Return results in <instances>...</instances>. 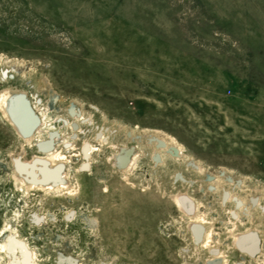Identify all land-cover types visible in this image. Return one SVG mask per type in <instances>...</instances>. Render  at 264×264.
<instances>
[{
    "label": "rangeland",
    "instance_id": "rangeland-1",
    "mask_svg": "<svg viewBox=\"0 0 264 264\" xmlns=\"http://www.w3.org/2000/svg\"><path fill=\"white\" fill-rule=\"evenodd\" d=\"M3 88L60 128L70 188L16 186L11 155H45L46 127L23 141L0 111V264L10 234L35 264H264V0H0ZM122 146L130 166L114 163ZM250 230L246 251L235 235Z\"/></svg>",
    "mask_w": 264,
    "mask_h": 264
},
{
    "label": "bare ground",
    "instance_id": "bare-ground-1",
    "mask_svg": "<svg viewBox=\"0 0 264 264\" xmlns=\"http://www.w3.org/2000/svg\"><path fill=\"white\" fill-rule=\"evenodd\" d=\"M28 105L30 106L32 110L36 112L38 116V123L36 124V126L34 127L32 131L27 133L26 131L29 129V126L31 124V116L29 115L28 108H27ZM0 111L2 115L6 119H8V121H10L11 125L15 127L14 128L15 132L19 134V136H21L23 141H29L35 134L39 133L42 130L43 125L46 127L45 129L46 136L38 139L39 140L38 143L35 142L38 145L39 152L41 151V153H44V154L47 152L45 155H34L33 156L34 159L31 161L30 160L29 161L19 160L20 155H22L21 154L22 151L18 152L15 155L13 154L11 155V158L13 161L12 162L13 163L12 164V175L14 177L16 186L22 192H27V190L30 189L31 187H36V188H41V189H51L55 187L70 188L69 187L70 185L67 181V166L64 163V159H63L64 154L61 153L60 151L57 152L55 149L58 142L64 140L63 133L61 132L60 128L53 129L51 127H48L49 120H47V117L44 116L45 114L41 110L39 111L37 110L35 101H33V99L30 98L29 95L22 90L3 88L0 91ZM67 111L74 118L80 117V112H78L79 109L77 105H75L73 102L70 103V105L67 108ZM57 118L58 116L56 117V119ZM62 122H64V124H67L69 121L64 119ZM73 124H71L70 122V127L72 126V130L76 132L78 128V124L76 125L75 124L73 125ZM75 134L76 133H74V135L72 136L73 138ZM146 138L148 139L149 144L153 146L155 152H158L159 156L163 155V154L160 155L158 151L159 146H162L163 148L168 150L169 154L173 157L178 158V157L183 156L181 147L178 144H176L175 140L171 137H168L166 135L165 136L160 135L157 133H150L146 136ZM160 140L163 141L162 144L159 143ZM67 145L68 144H65V146ZM156 145L158 147H156ZM114 147H116V145ZM126 148L128 147L122 146V147L117 148V152L114 154L115 164L119 166L132 165L136 152L126 149ZM93 149H94V145L91 142L87 141L84 143L83 148H82V154L86 160L89 159V156L91 155V152ZM130 154L132 157L130 156V158H128ZM59 163H63V165L59 167V169H57V167L55 166L59 165ZM45 165L47 167H45ZM192 165H194V163H192ZM35 170L37 173L35 172ZM37 174H40V175L37 176ZM212 188H215V187L212 185ZM225 193L226 194H225L224 200L226 198L233 199L237 207L243 204V202L239 198L233 196L232 194L228 192H225ZM173 200H174V203L177 205V207L182 212L186 213V215L191 212L192 204L189 203L188 199L186 200L183 197L182 193L180 192L174 193ZM250 204L251 205L254 204L251 199H250ZM192 220L193 219H191L190 221L192 222L190 227L192 228L193 239L195 242H197L201 238V227H199L198 226L199 224H197L196 222ZM252 231H254V229ZM235 236H236L235 243L238 245V247H240L243 250L248 251L246 246L250 244H255L253 242L254 237H255V232H251V230L248 233L236 234ZM20 241L21 240H17V238H15L14 236H12V234H10L9 238L5 241L4 244H2L4 246L7 245L8 248H12L11 251H13V249L14 250L16 249V251L18 252L14 256L15 258H12L8 261V264H25L24 259H29L30 261H32V263L34 262L33 255H28L29 253L27 252L26 246ZM13 253H15V251ZM215 255L216 254H214V256ZM70 257H63L60 263L61 264H75L74 260L71 259ZM217 257L218 256H215V258Z\"/></svg>",
    "mask_w": 264,
    "mask_h": 264
},
{
    "label": "water",
    "instance_id": "water-1",
    "mask_svg": "<svg viewBox=\"0 0 264 264\" xmlns=\"http://www.w3.org/2000/svg\"><path fill=\"white\" fill-rule=\"evenodd\" d=\"M27 108H28V113H29V115L31 116V124H30V126H29V129L26 131V132L28 133V132L32 131V130L34 129V127L36 126V124L38 123V116H37L36 112L30 108L29 105L27 106ZM13 127H14V126H13ZM14 128H15V127H14ZM159 143L162 144L163 141L160 140ZM129 150H132V149L129 148ZM45 164H46V163H45ZM62 165H63V163H59V165H57V166H55V167H57V169H59V167H61ZM45 167H47V166L45 165ZM237 181H239V180H237ZM188 201H189V203L192 204V200H191L190 198H188ZM192 205H193V204H192ZM198 226L201 227V229H202V225L199 224ZM216 251H217L216 249H213L212 252H214V254H215ZM256 251H257V249H256L254 252H256ZM219 260H220V259H219Z\"/></svg>",
    "mask_w": 264,
    "mask_h": 264
},
{
    "label": "flooded vegetation",
    "instance_id": "flooded-vegetation-1",
    "mask_svg": "<svg viewBox=\"0 0 264 264\" xmlns=\"http://www.w3.org/2000/svg\"><path fill=\"white\" fill-rule=\"evenodd\" d=\"M233 205H234V203H233Z\"/></svg>",
    "mask_w": 264,
    "mask_h": 264
}]
</instances>
